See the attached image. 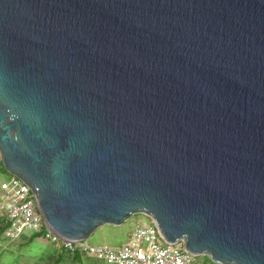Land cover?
I'll list each match as a JSON object with an SVG mask.
<instances>
[{
    "label": "water",
    "instance_id": "water-1",
    "mask_svg": "<svg viewBox=\"0 0 264 264\" xmlns=\"http://www.w3.org/2000/svg\"><path fill=\"white\" fill-rule=\"evenodd\" d=\"M0 156L63 240L264 264V0H0Z\"/></svg>",
    "mask_w": 264,
    "mask_h": 264
},
{
    "label": "built area",
    "instance_id": "built-area-1",
    "mask_svg": "<svg viewBox=\"0 0 264 264\" xmlns=\"http://www.w3.org/2000/svg\"><path fill=\"white\" fill-rule=\"evenodd\" d=\"M0 200V215L7 218L6 233L12 238L32 229L47 240L62 241L68 250L81 251L108 264H192L195 257L185 250L183 243H166L153 221L138 224L121 245L63 240L47 226L31 186L16 175L10 180H0Z\"/></svg>",
    "mask_w": 264,
    "mask_h": 264
},
{
    "label": "crops",
    "instance_id": "crops-1",
    "mask_svg": "<svg viewBox=\"0 0 264 264\" xmlns=\"http://www.w3.org/2000/svg\"><path fill=\"white\" fill-rule=\"evenodd\" d=\"M7 226V218L0 215V258L6 256L10 260L16 257L15 262H21L20 264H108L81 251L68 250L62 241L47 240L34 231L28 234L24 231L18 237L12 238L6 233ZM33 245L36 248H32ZM24 246L31 248V251L21 253ZM78 252L82 253V261L76 255Z\"/></svg>",
    "mask_w": 264,
    "mask_h": 264
},
{
    "label": "rangeland",
    "instance_id": "rangeland-1",
    "mask_svg": "<svg viewBox=\"0 0 264 264\" xmlns=\"http://www.w3.org/2000/svg\"><path fill=\"white\" fill-rule=\"evenodd\" d=\"M13 174L8 172L6 168L4 167L1 156H0V180H10ZM0 200V204H1ZM152 220L150 217L138 213L133 215L130 219H128L123 225L120 227H106V228H101L98 231H96L89 239L85 240L84 242L87 244H104L108 243L111 245H121L124 243L123 241H127L129 237L127 238V235L132 232V230L138 225V224H151ZM34 230L32 229H26L25 233H30ZM35 232V231H34ZM8 240L10 239L7 237ZM18 243V242H16ZM32 248H36V245H33ZM30 249V250H29ZM27 251H31V248L24 246L22 247V252L21 253H26ZM35 251V250H33ZM36 252V251H35ZM16 257L14 259H8L6 256L0 258V264H20L21 262H15ZM15 262V263H14ZM192 264H217L213 262L212 260H208L205 258V256H195L193 263Z\"/></svg>",
    "mask_w": 264,
    "mask_h": 264
},
{
    "label": "trees",
    "instance_id": "trees-1",
    "mask_svg": "<svg viewBox=\"0 0 264 264\" xmlns=\"http://www.w3.org/2000/svg\"><path fill=\"white\" fill-rule=\"evenodd\" d=\"M106 227L111 228V227H120V226H104V227H102V228H106ZM100 230H101V228H100ZM38 234H39V233H38ZM40 234H41V233H40ZM130 234H131V232L127 235V238L130 236ZM123 242H125V240H124ZM76 255H77V257L79 258V260L82 261V253L78 252V253H76ZM202 256H205V258H207L208 260H211L210 257L207 256V255H202ZM212 261H213V260H212ZM213 262H214V261H213ZM215 263H216V262H215ZM217 264H218V263H217Z\"/></svg>",
    "mask_w": 264,
    "mask_h": 264
}]
</instances>
